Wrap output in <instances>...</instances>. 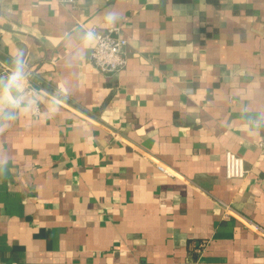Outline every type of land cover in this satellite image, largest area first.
Returning a JSON list of instances; mask_svg holds the SVG:
<instances>
[{"label":"crops","instance_id":"obj_1","mask_svg":"<svg viewBox=\"0 0 264 264\" xmlns=\"http://www.w3.org/2000/svg\"><path fill=\"white\" fill-rule=\"evenodd\" d=\"M0 59V264H264V0H0Z\"/></svg>","mask_w":264,"mask_h":264},{"label":"built area","instance_id":"obj_2","mask_svg":"<svg viewBox=\"0 0 264 264\" xmlns=\"http://www.w3.org/2000/svg\"><path fill=\"white\" fill-rule=\"evenodd\" d=\"M60 2L73 3L74 0H58ZM95 39L92 51L90 52L91 63L102 73L114 74L123 69L127 64V41L119 34L118 27L112 28L105 32H91ZM16 68L5 63L0 59V79H8ZM31 67L24 66L23 72L25 79L23 81L27 93H36L35 88L32 87L28 78ZM39 91V90H38ZM37 91V92H38ZM36 113L38 110L35 111ZM259 147L264 149V139L259 142ZM161 168V167H160ZM248 170L245 167L244 160L241 156L235 154L230 150L224 152V173L228 179H239L246 176ZM233 212V213H232ZM225 215H232L234 211L231 207H224ZM255 226L264 236V229L245 221Z\"/></svg>","mask_w":264,"mask_h":264},{"label":"clouds","instance_id":"obj_3","mask_svg":"<svg viewBox=\"0 0 264 264\" xmlns=\"http://www.w3.org/2000/svg\"><path fill=\"white\" fill-rule=\"evenodd\" d=\"M25 79L24 72H23V67L22 63L20 61H17V67L13 71V73L9 76L7 82H0L3 83V86L6 89H11V88H19L21 84L23 83Z\"/></svg>","mask_w":264,"mask_h":264}]
</instances>
